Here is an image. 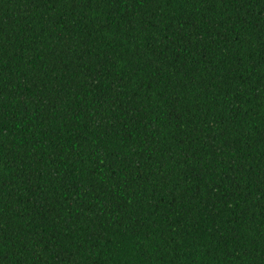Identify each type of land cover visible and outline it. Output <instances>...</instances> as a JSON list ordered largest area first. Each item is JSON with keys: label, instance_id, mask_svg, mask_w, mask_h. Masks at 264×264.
<instances>
[{"label": "trees", "instance_id": "obj_1", "mask_svg": "<svg viewBox=\"0 0 264 264\" xmlns=\"http://www.w3.org/2000/svg\"><path fill=\"white\" fill-rule=\"evenodd\" d=\"M0 264H264V0H0Z\"/></svg>", "mask_w": 264, "mask_h": 264}]
</instances>
